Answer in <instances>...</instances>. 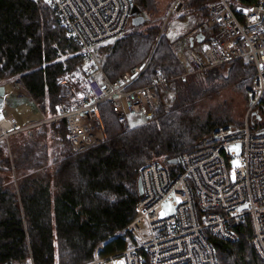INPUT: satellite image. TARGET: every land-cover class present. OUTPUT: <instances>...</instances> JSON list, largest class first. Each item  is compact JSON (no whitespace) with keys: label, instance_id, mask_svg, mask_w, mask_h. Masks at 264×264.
Returning <instances> with one entry per match:
<instances>
[{"label":"trees","instance_id":"obj_1","mask_svg":"<svg viewBox=\"0 0 264 264\" xmlns=\"http://www.w3.org/2000/svg\"><path fill=\"white\" fill-rule=\"evenodd\" d=\"M163 1L132 0L148 13L149 23L99 49L110 79L147 59L135 86L160 75L171 79L173 98L160 102L151 120L125 127L106 101L100 106L105 140L90 148L73 151L65 119L19 131L9 137V145L0 143V264H82L100 246V256L124 250L136 242L126 227L141 198V168L152 161L174 167L171 159L230 124L229 115L203 117L194 103L228 87L248 93L254 65L239 59L183 77L175 40L166 33L168 24L163 28L173 0ZM210 2L186 0L177 16L197 11L206 27ZM57 19L48 0H0V85L18 79L43 120L58 114V78L84 64L80 46ZM261 106L264 112V98ZM234 229L236 241L213 238L219 264H264L249 223Z\"/></svg>","mask_w":264,"mask_h":264},{"label":"built area","instance_id":"obj_2","mask_svg":"<svg viewBox=\"0 0 264 264\" xmlns=\"http://www.w3.org/2000/svg\"><path fill=\"white\" fill-rule=\"evenodd\" d=\"M56 9L57 20L69 38L80 46L84 64L58 78L61 102L58 114L40 123L65 119L73 151L90 148L105 140L100 106L109 101L121 123L140 115L151 120L160 102H167L171 79L160 75L149 84L135 86L145 72L149 59L110 79L99 55L101 44L126 32L134 13L132 0H48ZM186 0H173L168 17L183 13ZM206 27L209 41L192 46L183 39L177 55L184 67L183 77L201 73L242 59L255 68L248 89L245 121L240 126L217 127L212 134L183 152L171 166L152 161L141 168L144 192L136 214L126 229L135 243L107 256L95 252L82 264H219L214 237L236 241L234 223H249L251 241L264 262V0H211ZM11 81V80H10ZM14 84L6 82L0 107V143L15 132L18 124L8 126V101L17 95ZM20 92V88L16 89ZM26 94V92H25ZM144 120V121H145ZM253 124L258 127L253 128ZM240 145L241 153L232 149ZM240 157L237 165L231 162ZM170 202L172 213L165 211Z\"/></svg>","mask_w":264,"mask_h":264},{"label":"rangeland","instance_id":"obj_3","mask_svg":"<svg viewBox=\"0 0 264 264\" xmlns=\"http://www.w3.org/2000/svg\"><path fill=\"white\" fill-rule=\"evenodd\" d=\"M164 4L167 3V1H163ZM164 10H161L160 11V14L163 15V12ZM193 16L194 15H197V16H200V13L198 14H194L191 13ZM168 15V13H167ZM192 15H188L186 16L184 19L183 18H180L179 16H176V15H173V16H167L166 19H165V25L164 27L168 24L167 26V35H169L171 37V39L175 40L176 42V39L179 35H181V33H184L185 29H186V25L189 21V18L192 17ZM146 16V15H145ZM135 17V16H134ZM134 17H131L128 21V24H127V27H126V32L125 33H131L135 30H137L138 28H144L146 26V24L149 23V21H146L144 24H141V25H136L135 22H134ZM186 36H183L182 39H185ZM116 39H112V40H109L103 44L100 45L99 49L101 47H104V46H108L110 44H112ZM100 55V58L102 59L103 61V58L101 56V54L99 53ZM9 82H18V79H12L11 81ZM14 88H15V91L17 93V95H19L18 97H24L25 95V89H24V86L22 84L20 85H17V84H14L13 85ZM20 88V92L16 91V89ZM245 94L247 95V91L245 92ZM244 93L240 92L239 90H237L235 87H228L226 89H223L219 92H217L215 95H209V96H206L198 101H196L195 104V108H196V111L198 114L202 115L203 117L205 115H208L209 113H214V112H217L218 114H225V116L229 115L230 116V121L229 123L232 124V126H240L244 123L245 121V116H246V110H247V104H248V97H246ZM27 95V94H26ZM173 98V95L171 92H169V98L167 100V102H171ZM30 100V99H29ZM25 100L22 101V103H24L25 105ZM19 104V103H18ZM17 103L13 102V105L12 103L8 106V108L11 110L9 115L11 116H15V118H24L30 113V110L27 109L24 110L23 112L19 113V112H16V108H18V110L20 109H23L21 107V105H18ZM28 105L32 106L33 107V110L35 108V111H39V113H35L34 115V119L30 120V121H27L25 123H16L18 124L16 126V129L18 128H23V127H29L31 125H34L35 123H40L41 121H43V118H39V116L42 115V113H40V110L37 108V106L32 103V104H27L26 108H28ZM37 109V110H36ZM22 111V110H21ZM28 112V113H27ZM4 115L3 112L0 111V117H2ZM39 119H38V118ZM29 120V119H28ZM143 120V117L140 116V115H132L130 118H129V124L130 126L132 125H137L139 124L141 121ZM20 121H23V120H20ZM40 125V124H39ZM254 127H258V125L256 124H253ZM34 127V126H33ZM33 127H29L28 129L30 128H33ZM253 127V128H254ZM24 131H26L24 129ZM19 132V131H18ZM17 133V132H15ZM15 133L11 134L10 136L14 135ZM9 136V137H10ZM41 138H44V142L49 146V145H53V144H50L52 142V140H47L45 137L41 136ZM50 138V137H49ZM3 141H7V140H3ZM9 141V139H8ZM7 143V142H6ZM232 149H235L238 151L239 155L241 153V146L240 145H235L232 147ZM239 159L240 157H236L232 162H231V165H237L239 163ZM165 211L167 213H172L173 212V208H172V205L170 202H166L165 203ZM125 264V261L122 259V258H119L118 259V264Z\"/></svg>","mask_w":264,"mask_h":264},{"label":"crops","instance_id":"obj_4","mask_svg":"<svg viewBox=\"0 0 264 264\" xmlns=\"http://www.w3.org/2000/svg\"><path fill=\"white\" fill-rule=\"evenodd\" d=\"M169 12V11H168ZM144 13H145V18H146V21L148 20V13L146 12V11H144ZM199 12H194V14H198ZM192 15V14H191ZM168 15H166L165 17H164V24H163V28H164V25H165V19H166V17H167ZM177 16V15H176ZM171 17V16H170ZM203 22H204V18L201 16V14H200V16H197V15H192V17H190L189 18V21H188V23H187V25L185 26L186 27V29L184 30L185 32L184 33H181V35H179L178 37H177V39H176V42H175V44L177 45V48L179 47V43H180V41L181 40H183L182 38H183V36H186V38L185 39H187V38H189L190 40H192V39H196V41H190L191 42V45L192 46H195V47H197L198 48V46H203V45H205L208 41H209V38H210V31L208 30V28H206L204 25H203ZM204 27H203V26ZM200 33L202 34L200 37H199V35H200ZM169 36V35H168ZM170 37V36H169ZM171 38V37H170ZM200 38H204V41L202 42V43H198V40L197 39H200ZM173 40V39H172ZM26 101L25 102V105H24V103H22L21 101ZM13 102H15V103H19L18 105H17V107L19 106V105H21V107L23 108V109H20V110H18V108H16V112H19V113H21V112H23L24 110H26L27 111V109H29L30 110V112L31 113H39V111H35V108H34V110H33V107L30 105H28V108H26V106H27V104H32L31 102H30V100H29V98L27 97V95L25 94L24 95V97H18V96H12V98H10L9 99V101H8V106L11 104V103H13ZM21 102V103H20ZM22 110V111H21ZM37 110V109H36ZM1 112H3L4 114H7V109L6 110H4V109H1L0 110ZM8 111H9V113H10V109L8 108ZM41 113V112H40ZM39 118H41V117H39ZM38 118V119H39ZM30 120H32V119H29V120H27V121H30ZM26 121V122H27ZM145 122V121H144ZM143 122V120L139 123V124H142V123H144ZM25 123V122H24Z\"/></svg>","mask_w":264,"mask_h":264},{"label":"water","instance_id":"obj_5","mask_svg":"<svg viewBox=\"0 0 264 264\" xmlns=\"http://www.w3.org/2000/svg\"><path fill=\"white\" fill-rule=\"evenodd\" d=\"M133 11H134V13H139L140 12V9H139V7H137V6L134 5ZM134 22H135L136 25H141V24H144L146 22V18H145L144 15L139 14V15H136L134 17ZM201 35L202 34L200 33L199 37ZM203 41H204V38L198 39V43H202ZM5 88L6 87H5L4 84H1L0 85V107H1V105L3 103V100H4V97L3 96L5 95ZM178 162H179V157L173 158V159H171L169 161V163H175V164H177ZM139 191H140L141 195L144 192L143 181H142V178L141 177L139 178ZM238 224H239L238 222H235L234 223L235 226L238 225Z\"/></svg>","mask_w":264,"mask_h":264},{"label":"bare ground","instance_id":"obj_6","mask_svg":"<svg viewBox=\"0 0 264 264\" xmlns=\"http://www.w3.org/2000/svg\"><path fill=\"white\" fill-rule=\"evenodd\" d=\"M189 41H196V39H192V40H190L189 38H187ZM198 40V39H197ZM21 90V89H20ZM21 93V92H20ZM28 113V112H27ZM34 115H35V113H29L26 117H25V119L23 118H15V116H11V115H8V117L6 118V120L3 122L4 123V125H8V126H10V125H12V123L13 124H16L18 121V123H24V122H26L28 119H34L35 117H34ZM39 117H42V115L41 116H39ZM38 118V117H37ZM20 120H23V121H20ZM228 126H232V124H229V125H227V126H222V127H228Z\"/></svg>","mask_w":264,"mask_h":264},{"label":"snow or ice","instance_id":"obj_7","mask_svg":"<svg viewBox=\"0 0 264 264\" xmlns=\"http://www.w3.org/2000/svg\"><path fill=\"white\" fill-rule=\"evenodd\" d=\"M121 264H122V262H121Z\"/></svg>","mask_w":264,"mask_h":264}]
</instances>
